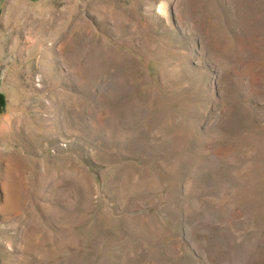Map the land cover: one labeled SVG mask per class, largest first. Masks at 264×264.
I'll return each mask as SVG.
<instances>
[{"label": "rangeland", "instance_id": "rangeland-1", "mask_svg": "<svg viewBox=\"0 0 264 264\" xmlns=\"http://www.w3.org/2000/svg\"><path fill=\"white\" fill-rule=\"evenodd\" d=\"M0 264H264V0H0Z\"/></svg>", "mask_w": 264, "mask_h": 264}, {"label": "bare ground", "instance_id": "bare-ground-1", "mask_svg": "<svg viewBox=\"0 0 264 264\" xmlns=\"http://www.w3.org/2000/svg\"><path fill=\"white\" fill-rule=\"evenodd\" d=\"M14 196V195H13ZM10 203V202H9ZM13 210V209H12Z\"/></svg>", "mask_w": 264, "mask_h": 264}]
</instances>
